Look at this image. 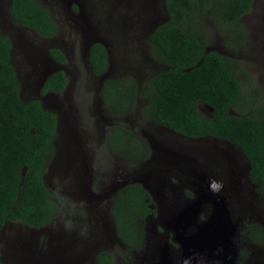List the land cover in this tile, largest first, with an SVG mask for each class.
Masks as SVG:
<instances>
[{"label":"trees","instance_id":"1","mask_svg":"<svg viewBox=\"0 0 264 264\" xmlns=\"http://www.w3.org/2000/svg\"><path fill=\"white\" fill-rule=\"evenodd\" d=\"M164 6L165 22L152 33L147 45L152 57L168 69L144 85L142 95L148 102L140 107L143 118L187 138H216L235 145L245 155L256 194L264 201V107L257 105L256 98H244L242 78L229 58L206 52L202 23L208 15L213 23L232 26L236 35L242 36L241 20L252 10L254 0H164ZM9 11L16 26L35 36L51 39L60 34L58 21L35 0H11ZM12 48L11 40L0 29V235L8 223L43 228L60 210L45 182L56 155L57 115L45 110L38 100L23 101ZM50 55L58 63L66 61L59 50H51ZM90 66L97 76L108 70V53L101 44L92 47ZM66 83L64 74L58 72L41 93L60 94ZM101 96L114 119L137 110L138 90L131 78L106 81ZM200 105L207 106L208 116L200 113ZM242 107L254 112L242 115ZM108 147L130 167L143 163L151 154L137 130L122 123L108 134ZM153 204L139 184H128L112 197L110 209L117 238L128 250L144 248L146 219L157 215ZM259 228L263 239L264 229ZM112 256L104 252L98 263L115 264Z\"/></svg>","mask_w":264,"mask_h":264},{"label":"flooded vegetation","instance_id":"2","mask_svg":"<svg viewBox=\"0 0 264 264\" xmlns=\"http://www.w3.org/2000/svg\"><path fill=\"white\" fill-rule=\"evenodd\" d=\"M130 1V0H128ZM135 1V0H134ZM64 2L67 5L68 12L72 15H78L82 12H85L84 10H87L89 14H98V19L100 22L104 23L103 20L105 17H102V14L99 15V12H104L106 14V9H117V0H87L85 3L75 1L72 5L71 2L64 0ZM113 2V3H112ZM125 0L121 2V7H119V11L125 15H129L128 18V25L131 27V30H129L125 36L119 35V42L116 40L115 47L113 46L114 43V37H113V43L111 42V49H117V55L114 58L115 61H119V64L117 67L126 68L124 71V74L122 77L118 78H112V79H119V78H131L133 81L135 80H141L139 74L140 72L137 69L132 68L130 65V59L132 55L129 52V48H132L135 44L143 43L144 48L146 47L147 50H149V47L147 45V40L152 35V31L150 27L137 26L138 21V14L137 12L131 11V9L127 6H124L126 4ZM112 4V5H111ZM130 4V2H129ZM60 3L55 1V6L59 7ZM119 5V6H120ZM132 5V4H131ZM165 7V6H164ZM136 11H138V8H135ZM90 11V12H89ZM131 12V13H126ZM61 13V12H60ZM82 17L81 15H78ZM137 16V18H135ZM102 17V18H101ZM74 18L76 17H69V30L67 34V40L66 41H57L60 39L63 35V31L60 25V34H58L55 37H52L51 39H45L41 38L39 36L38 39L43 42L44 46H49V52L51 50H59L63 53V55L66 58L65 63H58L62 64L64 67V71L62 73L67 79L66 87L60 94L55 93H47L39 95L38 93H32L33 92V86L35 80H31L29 87L31 91H24L23 97L25 100H29L32 98V96L36 97L38 100L46 107L48 110H55L57 112V120H59V124L63 125V128H65L64 134L60 133V129L58 126L57 134L60 137H63L67 140V142L72 143L75 140L74 136V129L72 128V123L77 125L79 122L81 124V127L79 129V133L87 135L83 138L84 139V148L81 149V152L85 155L87 154L89 157L90 162L93 160L92 155H96V153L99 151L102 144L108 145V134L112 131V128L116 124L121 123V119H114L109 114V110L105 107L101 92L102 89H100V81L102 78V75L106 74L107 72H111L108 69L104 74L97 76L93 72L92 66H90V62H85V66L87 67V74L88 79L85 80L83 88L78 85V82L76 84H73L71 82V78L75 77L77 74L78 81L82 77V70H80L76 64L78 61V57H82V52L84 50V47H82V41L83 39H78V25L75 23ZM117 19V17H114V20ZM57 20V19H56ZM98 25V24H97ZM100 30V29H98ZM75 33V35H74ZM115 29L110 30V34H117ZM106 34H109L106 32ZM99 36V31L98 34ZM74 36V37H73ZM66 38V37H65ZM107 39L108 37L105 36ZM65 40V39H63ZM23 46L26 48L25 44L23 43ZM94 46V45H93ZM76 51H78V54L76 55ZM207 52H210V50H207ZM120 54V55H119ZM224 58H229L228 55L223 54L221 52L218 53ZM83 60V57H82ZM84 61V60H83ZM114 61V62H115ZM56 64V63H53ZM38 66V63H37ZM165 66L162 67V69L158 70L157 75L162 73ZM71 69H73L71 71ZM134 72V74H132ZM71 77V78H70ZM156 77V75H155ZM152 76H147L143 81L145 80H152ZM36 79V75H35ZM111 79V80H112ZM109 81V80H107ZM106 82V80H105ZM104 82V83H105ZM84 89V90H83ZM91 90L90 95H94L92 98L87 95L85 91ZM42 92V91H41ZM56 95L59 97L60 102L58 103V107H55L52 104V100L49 97L45 96H53ZM32 101V100H31ZM29 102V101H28ZM90 102V104L86 107V104ZM147 99L144 97H141V94L138 92V97L136 103L138 104L136 114L134 116V122L137 129V133L148 143L149 149L151 151L150 154V161L141 163L136 168H132L130 166H123L119 170L117 169V179L116 181L109 186L108 191L106 192L108 194L107 201L103 202L102 208H99L97 203L101 201L102 194L99 195L98 193L92 194L90 197L93 200V203L96 205V214L95 217L97 221L99 222L100 227L96 229V233L93 231L94 227H91L90 235L88 236L87 233L82 228L81 221L77 220L74 223V227L72 230L67 231L66 236H63L62 234H51L50 225H46L43 228L37 229L32 228L29 226H25L28 229H31V232L26 234L27 239L35 238L36 232L33 230H38L43 232V238L44 239V245L40 244V238L37 237L34 242L29 241L27 245L25 246L28 249H34V250H41L40 253L37 255L38 257H41V264H99L98 263V257L104 253V252H110L113 256V260L115 264H160L162 262V250L166 249L168 252L169 259H172L174 264H182V247L177 243L173 242V232L170 230L167 226L161 227L156 226L154 228V232L151 234L148 233V227L146 228V239H145V246L144 248L139 251H127V247L123 242H119V245L122 246V254L118 258L117 255L113 252V247L109 246L111 243V240L117 239V232H116V225L114 222V218L111 215V209H110V201L112 197L118 192L119 189L122 187L128 185V184H139V182L142 179L143 175H147L149 172L155 173V176H159V180H163L164 187L160 189V193L158 196H163L167 200H175L176 197L183 193L184 190H187L185 196L178 201L179 203L182 201V204L189 205L190 203L194 202L195 198V188L190 184L188 181V178L184 175V170H188L191 165L187 168L189 164L187 163L188 160H191L193 158V164L197 167V169H200L199 171H203L205 173H212V174H220V176L225 180V187L221 191V196H224L231 212V220L234 227H236V234L233 237V254L230 256V259L233 258V261L235 264H245L243 261L244 257L246 258L247 264H264V237L263 239H260L261 229L258 227L262 226L264 227L262 220L260 216L255 215L251 211V204H253L255 207L260 208L262 211H264V201H261L258 194H254V190L252 191L253 194L249 193V201L247 202V197H244L242 200L243 207H241V212L243 213H252V215H249L248 217H242L240 219H237L235 214L232 212V198L231 196L235 194H238V192H243V186L241 187L242 183H250L252 187H255L253 185L252 177H251V167L249 163L247 166L242 167L239 166L238 161L235 158V153L241 155L242 157H245L243 152L238 149L235 145L230 143L226 140H219L216 138H198V139H191L184 137L180 134H177L170 130L167 127H164L159 124V128L156 127V123L153 120L144 119L142 116V112L140 110V107H143L147 103ZM259 105V104H257ZM264 107V106H263ZM200 113L203 115H209L208 114V108L207 106L200 105L198 107ZM231 114L238 116V113L229 111ZM124 122L126 121L125 118L122 119ZM124 126V125H123ZM126 127V126H125ZM78 133V134H79ZM203 139H213L218 140L220 143L217 146L216 149V156H221L222 159L219 160V162L224 161L223 164L220 166L219 171L215 169L214 165L217 162V157L214 156L213 158L214 164L212 162L211 158H207L206 155L203 153L205 152V148L199 147V145L191 144L195 142L191 141H202ZM149 140L154 142H163V150H159V147H152L149 143ZM74 148V144H71ZM71 146V147H72ZM164 148H170L173 149L179 153H184L185 158L182 160H173L169 157H167L166 152ZM76 152V148L74 149ZM224 152V154H223ZM223 154V156H222ZM226 155L230 156V158L233 160L231 162V159L226 158ZM74 160L76 159L78 166L76 168L75 173V179L78 189L75 190L72 193L73 196L75 195H82L85 196V194H88L92 192L96 187H94L93 181L90 180L91 176H85L86 174L93 171V169L89 166V164L84 161L82 158V154L76 153L73 155ZM228 163V164H225ZM84 164H86V170H84ZM151 164V167H148L147 165ZM79 173V175H77ZM97 173L99 174V169L97 170ZM88 177V180L87 178ZM99 184L102 182L99 181ZM104 186V185H103ZM102 186V190L104 192L105 188ZM241 187V188H240ZM145 190V188L143 187ZM169 189V190H168ZM256 189V187H255ZM159 190L157 187H155L153 190H147V193L151 196V200L154 203L155 194ZM177 195V196H176ZM100 199V200H99ZM100 206V203H99ZM151 206H154L151 205ZM153 209V207H151ZM154 210V209H153ZM98 211V212H97ZM212 211L211 207H206L202 210V214L204 217L201 221L198 219L193 224L190 225L189 229L184 232L185 236H189L191 233L194 235L197 233V225L203 224V222H206L210 216V213ZM154 215H150L149 217L155 218ZM149 217L146 219V222H148ZM250 217V218H249ZM102 224V225H101ZM24 225V224H23ZM260 225V226H259ZM77 228V229H74ZM3 233V232H2ZM1 233V234H2ZM95 233V236H94ZM20 231L17 233V236H19ZM1 236V235H0ZM17 241H20V238L17 237ZM119 241V240H118ZM23 240L21 241V243ZM1 245V242H0ZM155 250H153V249ZM262 248L263 250H260ZM44 249V252H43ZM63 249H66L65 254L61 258V254ZM151 250H153L151 256H146L145 259L140 260L137 258V256H140L144 253H148ZM81 251V252H79ZM257 251H260V254L256 253ZM258 253V252H257ZM214 254L216 256L224 255V251L219 248L217 249ZM34 255V254H33ZM256 259V260H255ZM253 262V263H250Z\"/></svg>","mask_w":264,"mask_h":264},{"label":"rangeland","instance_id":"3","mask_svg":"<svg viewBox=\"0 0 264 264\" xmlns=\"http://www.w3.org/2000/svg\"><path fill=\"white\" fill-rule=\"evenodd\" d=\"M9 0H3L0 3V6L2 5L1 10L4 9V12L7 11V4ZM37 4L45 8L52 14V16L57 19L58 22H60L62 31L64 32L60 39L57 41H66L67 40V34H68V28H69V17H76L74 18L75 23L78 25V39H90L91 33L98 34V31L96 29H92L93 21L89 17V15L80 17L78 15H72L68 12V8L64 0H35ZM55 1L60 3L59 7L55 6ZM72 3L75 1L83 2L85 3L87 0H66ZM114 1V0H113ZM117 9H106V14L104 12H99V15L102 14V17L105 22H100L101 26H104L105 32L110 34L111 29L116 30V24H114V17L117 18L121 17H127L126 15H121L123 13L116 12L119 11V7H121V2L123 0H117ZM126 4L124 6H127L131 9L133 12H137L138 16V25L140 28L142 26L150 27L152 26L153 22L156 21H165L166 16L164 12V0H125ZM130 2V4H129ZM113 3V2H112ZM132 4V5H131ZM73 5V3H72ZM112 5V4H111ZM120 5V6H119ZM138 8V11H136L135 8ZM85 13H88L87 10H84ZM2 11V16L0 15V28L2 29V32L8 36V38L11 40L14 46V52L12 54V62L13 65L17 68V71L19 73V82L21 84L22 94L24 91H31L29 84L31 80H35L36 75V69H32L29 65L26 64V62L29 64L31 62V55L29 54V49L25 48L22 43L21 46L19 44V40L21 41V36H27L33 45L39 46L43 44L42 41L38 39L37 36H35L32 33L26 34L24 30H17L14 28H10V25L6 21L7 16ZM61 12V13H60ZM90 12V11H89ZM131 13V12H126ZM129 16V15H128ZM135 16V18H137ZM101 17V18H102ZM111 18V19H109ZM203 23V30L205 33L207 46L206 49L210 50L211 52L216 53H223L229 56V59L231 60V65L234 67V70L240 75L242 78V92L244 95V98L246 100H249L250 97L256 98L257 104L264 106V0H254V6L252 10L245 15L242 20L241 24L243 25V34L242 36L236 35V33L233 31L235 29L232 26H229L225 28L224 26H220L216 23H213L209 16L206 15L204 19H202ZM233 28V29H232ZM152 30V28L150 27ZM131 30V27L127 30ZM117 32H120L119 29H117ZM75 35V33H74ZM85 36V38H84ZM98 36V35H97ZM239 36V37H238ZM66 37V38H65ZM74 37V36H73ZM235 37H238L235 39ZM65 39V40H63ZM130 54L132 55L130 59V65L132 66L133 70L137 69L140 74L141 80H134L138 92L141 94V97H143L145 84L149 83L153 79H155V75L157 76L158 70L162 69V64L155 60L154 57L150 54L149 50L144 48L143 43L135 44L132 48L128 49ZM112 53L116 52V49H111ZM78 54V51H76V55ZM115 55V56H116ZM120 55V54H119ZM26 60V61H25ZM117 62V61H115ZM78 68L82 70V77L78 81L77 74L75 77L71 78V82L73 84H76L78 82V85H80L82 88L84 86L85 80L88 79L87 74V67L85 66V62L82 60V57H78V61L76 62ZM38 67H40V64H38ZM109 69V68H108ZM73 69H71L72 71ZM134 74V72L132 73ZM115 77H122L114 75ZM147 76L155 77L152 80H145ZM30 77V79H29ZM120 79V78H119ZM84 90V89H83ZM86 96L89 95L91 98L95 95H90L91 90H86ZM33 93V92H32ZM138 97V96H137ZM37 99V96L30 98L28 101H31L33 99ZM22 99L25 102H28L25 100V98L22 95ZM137 101V98H136ZM90 104L88 102L86 104V107ZM138 106V104L136 103ZM45 107V106H44ZM46 108V107H45ZM249 107H242V115L245 113H253L254 111L251 110ZM136 110L134 112H131L127 115H125L123 118L129 122H123L121 119V123L124 126H127L130 129H136L135 126V116ZM72 128L74 131L76 130L79 133V129L81 127L80 122L75 125L72 123ZM156 127L159 128L158 123H156ZM60 133L64 134L65 128H63V125H59ZM83 138L87 135L86 133L81 134ZM66 139L63 137H60L58 134L56 136V155L53 157L52 161L50 162L48 166V170L45 174V182L47 185L51 188V192L53 195V200L60 205V210L58 211V214L53 218L51 221L50 229L51 234H62L63 236H66L67 231H70L74 227V223L77 220L81 221V226L84 229V231L87 233V235H90L91 227L93 228V231L96 233V229L100 227L99 222L97 221L95 214H96V205L93 203L92 198L90 197L92 194L98 193L99 195L102 194V199L99 201L97 206L99 208H102L103 202L107 201L108 194L106 193L109 189V186L112 185L116 179H117V169L119 170L123 166H129L125 163L124 160H122L120 157L115 156L109 149L108 145L102 144L99 151L96 153V155H92V161L89 164V166L93 169V171L85 176H91L90 180L94 178L93 184L96 189H94L92 192L85 194V196L82 195H75L73 196V192L78 189L76 179H75V173L76 168L78 166V163L76 159L73 161H70L68 164L64 165V162L67 159L68 153L71 151L72 154H74L73 150L69 151L68 143ZM201 146L202 148H205L207 151H214L216 153L217 146L222 143L218 140L213 139H203L202 141H191ZM70 144V143H69ZM67 145V146H66ZM64 149L63 155H62V163H61V155L58 154V148L59 147ZM71 147V144H70ZM72 148V147H71ZM73 149V148H72ZM224 154V152H223ZM222 154V156H223ZM226 158H230V156L226 155ZM218 159V163L215 164V169L219 171L220 166L223 164L224 161L219 162V160L222 159L221 156H216ZM64 158V159H63ZM235 158L238 161V165L240 166H247L248 162L247 160L242 157L239 154L235 153ZM119 159V160H118ZM150 161V155L146 160L143 161L149 162ZM231 162L233 160L231 159ZM228 164V163H225ZM84 170H86V164L83 165ZM136 168V167H132ZM99 169V174L97 173V170ZM191 170H197L196 168H191ZM198 171V170H197ZM79 175V173H77ZM148 180V187L150 190H153L156 187V184H152L154 181L159 180V176H155V173L149 172L147 175ZM88 180V177H86ZM99 181L102 182L99 184ZM89 181V180H88ZM161 180H159V183ZM104 185V186H103ZM102 186L105 188L104 192L102 190ZM243 186V192H238V194H235L231 196L232 198V212L235 214L237 219H240L242 217H248L249 215L255 214L260 216L262 223L264 225V211H262L260 208L255 207L253 204H251V211L252 213H243L241 212V207H243L242 200L244 197H247V202L249 201V193L256 194L255 187H252L250 183H242L241 187ZM75 187V190H74ZM240 187V188H241ZM169 190V189H168ZM187 190H184L183 193H180L175 200H167L163 196H158L160 193V190L155 194V200H154V206L153 209L157 212V215L155 218L149 217L148 222L145 223V226L148 227V233L151 234L154 232V228L156 226L161 227L163 225L164 227V221L170 219L169 217L176 214L182 208L184 207V204H182V201H180L186 194ZM100 200V199H99ZM100 203V206H99ZM98 212V211H97ZM154 217V216H153ZM250 218V217H249ZM102 225V224H101ZM260 226V225H259ZM264 229V227L262 226ZM77 229V228H74ZM36 232V237L27 239L26 234L31 232V229H28L25 227L22 223H8L3 233L0 236V261H2V264H41V257H38L37 255L40 253L41 250H34V249H28L25 246L29 241L34 242L35 239L40 238V244L44 245V239L43 238V232L33 229ZM20 231L19 236H17V233ZM94 233V236H95ZM97 235V233H96ZM17 237L20 238V241H17ZM23 242L21 243V241ZM110 245L113 247V252L117 255L119 258L122 252V246L119 245V241L117 239L111 240ZM153 249V248H152ZM264 249V248H263ZM260 248V250H263ZM155 250V249H153ZM153 250H151L148 253H144L140 256H137L138 259L143 260L146 258V256H151ZM127 251H130L127 249ZM44 252V249H43ZM66 249H63L61 258L65 254ZM81 252V251H79ZM258 252V253H257ZM255 252L256 258L257 254H260V251ZM34 254V255H33ZM260 256H262L260 254ZM64 258V257H63ZM246 258L244 257L243 261L245 264H247ZM256 260V259H255ZM253 263V262H250Z\"/></svg>","mask_w":264,"mask_h":264},{"label":"water","instance_id":"4","mask_svg":"<svg viewBox=\"0 0 264 264\" xmlns=\"http://www.w3.org/2000/svg\"><path fill=\"white\" fill-rule=\"evenodd\" d=\"M0 0V3H2ZM10 4L11 0L8 1L7 4V11L4 12V9L1 10L2 5L0 6V15L2 16V11L4 14L7 16L6 21L10 25V28H14L17 30H24L26 34L30 33V30L22 27H18L13 23L12 18L10 17ZM165 16H166V10L164 8ZM82 17L89 15L91 20L94 22L91 28L96 29L99 31V36L94 34L93 32L91 33L90 39H83L82 41V47H84V50L82 52V57L84 62L89 63L90 62V55H91V49L93 45L96 44H101L104 46L107 50L108 53V64L109 68L112 69L110 70L111 72H107L106 74L102 75V78L100 81V89H103L104 82L105 80H111L112 78H118L115 77L114 75L117 76H123L124 71L126 68H115L119 64V61H115V53H112L111 48V42L113 43V46L115 47V42L116 40L119 42L118 38L119 35L125 36L126 33L128 32L127 30L130 28L128 25V18L129 16L126 15L127 17H121L117 18L116 21H114V24H116V31L117 29L120 30L119 33L115 34H106L104 26L100 25V21L96 20V15L94 14H89L82 12L80 13ZM125 15V14H121ZM111 19V18H109ZM165 21H156L152 23V33ZM98 24V25H97ZM1 29V28H0ZM100 29V30H98ZM2 30V29H1ZM105 36L108 38L106 39ZM114 37V39H113ZM85 38V36H84ZM19 44L21 46V43L25 44L26 48L29 49V54L31 55V62L27 65H29L32 69H36V79L34 83L32 84L33 86V93H38L41 95V91L48 81V79L58 73L64 71V67L62 64H58L57 61H55L49 52V46H44L43 44L39 46L33 45L30 40L28 39L27 36H21V41L17 37ZM13 46V43H12ZM117 50V49H116ZM14 52V46L12 48V54ZM26 61V60H25ZM37 63L40 64V67L37 66ZM56 63V64H53ZM168 68H166L167 70ZM16 73L17 77L19 80V73L16 68ZM23 95V94H22ZM49 97L52 100V104L55 107H58V103L60 102V99L58 96L53 95V96H45ZM42 105V103H41ZM42 107L45 110H48L42 105ZM51 111L55 114L57 112L55 110H48ZM59 120H57V129L59 126ZM56 129V131H57ZM74 136L75 140L70 143V142H65L68 143V146L70 147V144H74V148L72 146L70 150H73L74 154L79 153L82 154L83 160L87 163H90L89 157L87 154H83L81 152V149L84 148V139L83 136L78 134V132L75 130L74 131ZM70 143V144H69ZM149 143L152 147H159V150H163V142H154L149 140ZM56 146V143H54ZM67 146V145H66ZM59 147V146H58ZM201 147V146H199ZM76 148V152L74 149ZM205 148H207L205 146ZM65 147L58 148V154L61 155V163H62V155L64 152ZM202 149V147H201ZM167 157L177 161V160H182L185 158L184 153H179L173 149L170 148H164ZM206 153H203L206 155L207 158H211L214 164V156H216V153L214 151H207L205 150ZM72 152L70 151L67 155V159L64 162L65 164H68L70 161H74V158ZM64 159V158H63ZM187 163L189 164L185 168L191 167L188 170H184V175L188 178V181L190 184L195 188V198L194 202L190 203L189 205H184L182 210L177 212L176 214L170 216L168 220H165L164 224L165 227L167 226L170 230L173 232V242H177L181 247H182V264H235L234 261L228 262L225 258V254L228 252L230 246L233 243V237L236 232V227L232 226V222L230 219V214L227 209V202L220 196L221 191L225 187V180L220 176V174H212V173H205L203 171H199L200 169H197V167L193 164V158L191 160H188ZM218 161L215 163L217 164ZM214 164V165H215ZM148 167H151V164L147 165ZM191 168H196L197 170H191ZM25 172H22L23 176ZM141 185L146 190H149V185H148V180L147 176L143 175L142 179L139 181ZM163 180L159 183L158 181H154L151 185L156 184V187L158 190L164 187ZM22 189V186L20 188V191ZM203 207H212V212L206 222H203L201 225H197V233L196 234H190L189 236H185L184 232L187 231L190 227L191 224H193L195 221L200 219L201 221L204 215L202 214ZM195 224V223H194ZM221 248L224 251V255H219L216 256L214 254V251L217 249ZM162 262L160 264H174L172 259H169L168 252L166 249L162 250Z\"/></svg>","mask_w":264,"mask_h":264},{"label":"bare ground","instance_id":"5","mask_svg":"<svg viewBox=\"0 0 264 264\" xmlns=\"http://www.w3.org/2000/svg\"><path fill=\"white\" fill-rule=\"evenodd\" d=\"M165 8V7H164ZM221 194V193H220ZM221 196V195H220ZM225 201H226V199H225V197L224 196H221ZM227 202V201H226ZM204 208H206V207H203V209ZM212 208V207H211ZM227 209H228V211H229V214H230V219H231V212H230V208H229V205H228V203H227ZM212 212V211H211ZM211 214V213H210ZM231 222H232V220H231ZM232 226H233V224H232ZM235 234H236V232H235ZM233 241V240H232ZM233 249H234V246H233V243H232V245L230 246V248H229V250H228V252L225 254V258H226V260L228 261V262H230V261H233V258L232 259H230V256H232V254H233ZM215 252V251H214Z\"/></svg>","mask_w":264,"mask_h":264},{"label":"clouds","instance_id":"6","mask_svg":"<svg viewBox=\"0 0 264 264\" xmlns=\"http://www.w3.org/2000/svg\"><path fill=\"white\" fill-rule=\"evenodd\" d=\"M95 15H96V18L98 19V14H96L95 13ZM207 52V51H206ZM211 52V51H210ZM208 53V52H207ZM166 70V68H164V70L163 71H165ZM69 147V146H68ZM69 149H71V147H69ZM142 187H143V185H141ZM145 191H147L146 189H145ZM172 201V200H171Z\"/></svg>","mask_w":264,"mask_h":264}]
</instances>
